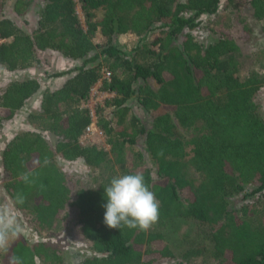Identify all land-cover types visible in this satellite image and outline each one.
I'll use <instances>...</instances> for the list:
<instances>
[{"label": "trees", "instance_id": "obj_1", "mask_svg": "<svg viewBox=\"0 0 264 264\" xmlns=\"http://www.w3.org/2000/svg\"><path fill=\"white\" fill-rule=\"evenodd\" d=\"M7 1L0 0L4 71L36 66L43 51L80 62L53 74L67 78L42 92L39 110L27 115L33 129L14 134L1 150V187L21 218L40 231L59 222L73 225L89 250L81 264H264V213L255 208L264 207V119L254 101L264 75H239L229 31L212 29L209 43L189 32L201 25L199 16L217 12L220 0H38L29 34L3 16ZM33 1L13 0V14L24 17ZM225 7L247 10L240 20L245 39L247 19L264 20V0H225ZM95 34L102 45L93 43ZM125 34L137 39L129 50L116 44ZM103 67L110 79L100 91L113 96L95 107L94 116L106 148L79 142L90 122L82 104ZM38 90L33 78L7 82L0 91V128ZM131 100L150 114L147 127ZM175 126L193 135L180 141ZM43 133L54 137L53 144ZM58 160L107 170L106 177L72 190ZM22 173L34 183L25 184ZM124 174L143 175L159 202V219L147 232L103 223L104 187ZM17 193L25 197L22 205L14 203ZM238 195L241 202L233 206ZM180 224L188 231L173 248L171 234ZM48 248L44 242L29 247L20 236L2 264H36L39 256L43 264H60L59 251Z\"/></svg>", "mask_w": 264, "mask_h": 264}, {"label": "rangeland", "instance_id": "obj_2", "mask_svg": "<svg viewBox=\"0 0 264 264\" xmlns=\"http://www.w3.org/2000/svg\"><path fill=\"white\" fill-rule=\"evenodd\" d=\"M12 2L13 0H8L4 6L3 16L12 20L19 28L24 32L30 33L35 28V22L37 18V13L40 10L42 3L38 0H34L31 6L26 11L24 17H16L12 12ZM76 12L80 21L82 22V16L79 11L78 3L76 2ZM100 15V12H96V17ZM247 17V10L245 8H239L234 11V9H228L225 7V0H220V4L217 12L212 16H199L201 20V25L191 31H189L198 40L204 43L211 42L215 37L211 33L212 29H220L222 31H229L231 37L235 40L238 50H237V60L239 62V75L241 77L245 76L247 72L254 71L258 74L264 75V20L257 21L252 19H247L248 21V32L246 39L243 37V29L240 25V20ZM156 32L151 31L148 35H154ZM136 38L131 34H125L117 37L116 44L129 50L135 43ZM95 45H102L104 42L103 37L99 34H95L93 39ZM38 64L31 68L23 71H16L13 73H8L0 67V91L4 88L5 84L13 80H21L24 78L36 79L39 83V90L34 94L25 104V106L16 113L13 119L5 122L0 128V153L6 143L14 134L24 131L32 130L33 128L27 123V115L30 113H35L39 110V103L41 94L45 90L55 89L59 82H63L67 75H62L59 77H54L53 74L68 71L74 68V63H69L64 60L58 54L52 51H43L37 54ZM78 63V62H77ZM149 85L154 88V84L149 80ZM95 88V87H93ZM100 89V88H99ZM100 90L92 89L91 94L88 98L90 104L93 107L101 106L102 102L105 100L103 98L97 97V92ZM254 101L257 105L258 112L264 119V86L256 94ZM133 103V104H132ZM100 104V105H99ZM130 106L133 112L138 116L142 117L147 127L149 120V113L138 110L134 106V101H130ZM95 109V108H94ZM141 118V119H142ZM46 140L53 144L54 137L50 134L43 133ZM193 135V132L185 131L177 126L174 128V137L180 141H188ZM95 145L102 147L104 144L99 140L93 139ZM81 144H92L89 140L80 141ZM139 144V143H138ZM139 147V145H138ZM60 168L69 176V181H71L72 190L85 186H94L101 183L106 177L107 170L105 171H92L86 168L80 161L73 163L58 160L57 161ZM241 196H234L231 200L233 206H238L241 202ZM246 201L250 204L255 202V196L252 198H247ZM263 204L264 205V200ZM0 203H6L9 205L19 220L23 223L25 227V232L21 235L29 247L35 245L38 242H44L48 245L50 249H57L60 253L61 262L60 264H81L82 260L89 254L88 246L83 241L81 236L75 230V227L71 224H62L54 228L40 231L31 222L25 221L21 218L19 213L13 208L10 201L6 197L4 191L1 187V171H0ZM257 211L264 213V207H255ZM178 227V228H177ZM176 228L177 230L171 235L172 240L170 241L171 247L178 248L180 246V236L188 231V226L185 224H180ZM178 234L177 237L175 234ZM13 241L10 242L9 246ZM48 248V249H49ZM5 252L0 251V264ZM42 257L39 256L36 260V264H43Z\"/></svg>", "mask_w": 264, "mask_h": 264}, {"label": "clouds", "instance_id": "obj_3", "mask_svg": "<svg viewBox=\"0 0 264 264\" xmlns=\"http://www.w3.org/2000/svg\"><path fill=\"white\" fill-rule=\"evenodd\" d=\"M162 155V152L159 153ZM30 173H22L25 184H33ZM43 189V185H41ZM106 203L103 223L110 229H138L147 232L159 219V202L149 189L141 174H124L113 177L104 187ZM25 197L17 193L14 203L22 205ZM23 223L13 209L6 203H0V251L7 252L11 241L25 232ZM16 264H20L16 259Z\"/></svg>", "mask_w": 264, "mask_h": 264}, {"label": "built area", "instance_id": "obj_4", "mask_svg": "<svg viewBox=\"0 0 264 264\" xmlns=\"http://www.w3.org/2000/svg\"><path fill=\"white\" fill-rule=\"evenodd\" d=\"M23 71V70H22ZM110 79V73L109 71L106 69V68H101L100 69V76H99V79L97 80V82L95 83V85L92 87V89H96L97 90H100V85L102 82H108ZM91 89V90H92ZM91 92V91H90ZM37 93V92H36ZM97 97L98 98H103V99H107V98H110L113 96L112 93H106V92H102V91H98L97 92ZM91 93H89V96H90ZM88 96V98H89ZM85 101L84 104H82V106H84L85 108H87L88 110V116H89V119H90V122L89 124L84 128V131L81 135V137L79 138V142L82 141V140H89L92 142L93 145H95L96 143H94L93 139H96V140H99L100 142H103V136H102V133L96 128L95 126V116H94V108L91 104H90V98L89 100ZM100 105V104H99ZM102 148H106L105 144L102 145Z\"/></svg>", "mask_w": 264, "mask_h": 264}, {"label": "crops", "instance_id": "obj_5", "mask_svg": "<svg viewBox=\"0 0 264 264\" xmlns=\"http://www.w3.org/2000/svg\"><path fill=\"white\" fill-rule=\"evenodd\" d=\"M64 60H66V61H68L69 63H74V67H76V66H78L79 64H80V62L79 61H71V60H67V59H64ZM78 62V63H77ZM60 84H61V82H59V84H58V86L57 87H59L60 86ZM56 87V88H57Z\"/></svg>", "mask_w": 264, "mask_h": 264}]
</instances>
